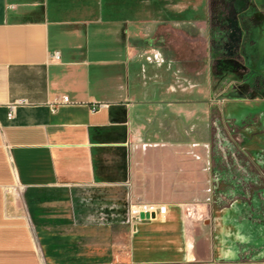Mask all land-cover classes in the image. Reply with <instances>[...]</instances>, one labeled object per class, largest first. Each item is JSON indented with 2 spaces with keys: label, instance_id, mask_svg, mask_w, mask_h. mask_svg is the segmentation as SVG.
Segmentation results:
<instances>
[{
  "label": "crops",
  "instance_id": "1",
  "mask_svg": "<svg viewBox=\"0 0 264 264\" xmlns=\"http://www.w3.org/2000/svg\"><path fill=\"white\" fill-rule=\"evenodd\" d=\"M202 2L0 0V264H264V191L244 187L264 177L262 145L238 139L255 170L242 180L218 175L213 147L217 120L240 131L264 115L234 110L264 103L259 13L239 47L255 99L214 115L200 83L184 101L161 72L179 65L167 36L195 39ZM137 200L167 212L133 223Z\"/></svg>",
  "mask_w": 264,
  "mask_h": 264
},
{
  "label": "rangeland",
  "instance_id": "2",
  "mask_svg": "<svg viewBox=\"0 0 264 264\" xmlns=\"http://www.w3.org/2000/svg\"><path fill=\"white\" fill-rule=\"evenodd\" d=\"M209 1V2H208ZM264 0H204L202 6L198 8L197 16L195 19L198 21V30L195 33V39L198 44L196 52L203 56L199 63H191L184 67L187 74L194 75V78L204 80L199 84L200 89L204 94V99L208 97L213 98L215 101L214 115H222L220 107L222 100L227 99H255L253 93H248L245 88H240L243 85V80L246 72L239 69V65L243 64L241 59L239 47L242 43H248L246 35L248 31L254 30V25L250 24L255 12L259 14L256 16L257 21H262L260 25L264 29ZM208 3V5H207ZM184 19H187L186 13L183 14ZM184 25V27H186ZM191 26V25H190ZM186 31V30H185ZM185 33V32H184ZM183 33L180 35L169 34L167 36V45H176L180 48V53H189L190 44L195 42V39H189ZM197 34V35H196ZM248 37V36H247ZM187 57V56H185ZM214 61V69H213ZM174 71V70H170ZM182 68L179 65L177 69L169 76H165V80L174 83L178 80L181 85L179 88L183 93V100L189 101L194 84V78L186 77L181 74ZM228 71V72H227ZM212 76V77H211ZM208 78H211L210 87L207 88ZM196 90V88H195ZM209 90V91H207ZM250 90V89H249ZM253 92V91H250ZM235 93V94H234ZM238 106V104H235ZM239 106L242 107L241 104ZM264 103L253 104L250 107H235V111L239 113L249 114V112L263 111ZM244 126L239 129L232 124H228L222 119L216 121V133L213 139V147L216 159V169L218 168V175L223 176V172L234 177L236 180L251 176L254 169L248 162L251 158L250 154H243L239 149V141L243 144H254L256 139L257 143L262 145L261 156L264 159V115H247ZM250 125L256 126L259 131L256 134L247 132L246 137H240L241 131ZM234 129V130H233ZM230 130V135L228 131ZM244 134V132H243ZM239 139V141H238ZM229 143V144H228ZM254 155V153H252ZM248 162L247 168H239V163ZM262 178V176H261ZM245 190H262L264 191V177L262 181L255 185L244 183Z\"/></svg>",
  "mask_w": 264,
  "mask_h": 264
},
{
  "label": "trees",
  "instance_id": "3",
  "mask_svg": "<svg viewBox=\"0 0 264 264\" xmlns=\"http://www.w3.org/2000/svg\"><path fill=\"white\" fill-rule=\"evenodd\" d=\"M198 39H195V42L190 44V52L187 54L185 53H179V52H175L173 50V48H171V46H168L166 45V50L167 52H169L171 54V56L169 55L168 53V60L170 59V57H172L173 60H176L177 64H179L182 68V71H181V74L184 75V76H188V77H192L194 78V75H190V74H187L184 70V67H186L187 65L189 64H195V62L199 63L200 61H203L202 58L203 56L200 55L198 52H196V47L195 45L197 46V42ZM187 56V57H185ZM178 65V66H179ZM176 70L177 67L175 66H172L170 69H167L165 71H161L162 74H164L165 76L166 75H170L172 72L174 71H170V70ZM195 82H198V83H201L203 80H200L198 78H194L193 79ZM160 115H163V112H161ZM168 115H173L172 113H169ZM183 130L184 132H188V135H185L184 136V139H187L190 137V132H191V122H187V121H183ZM195 131H193L195 134H196V138H198L199 140H207L208 139V133H209V126L207 123H199L198 124V127L194 129Z\"/></svg>",
  "mask_w": 264,
  "mask_h": 264
},
{
  "label": "built area",
  "instance_id": "4",
  "mask_svg": "<svg viewBox=\"0 0 264 264\" xmlns=\"http://www.w3.org/2000/svg\"><path fill=\"white\" fill-rule=\"evenodd\" d=\"M55 57H58L55 55ZM16 104L10 106L8 116L11 118L14 115ZM167 212V206L164 204L147 203L141 200L131 202L129 205V216L133 223L142 222L156 218L158 215H163Z\"/></svg>",
  "mask_w": 264,
  "mask_h": 264
}]
</instances>
